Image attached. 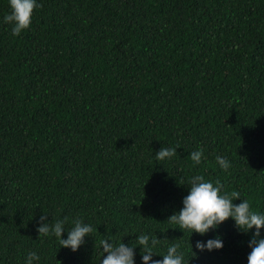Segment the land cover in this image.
Returning <instances> with one entry per match:
<instances>
[{
	"label": "trees",
	"instance_id": "16d2710c",
	"mask_svg": "<svg viewBox=\"0 0 264 264\" xmlns=\"http://www.w3.org/2000/svg\"><path fill=\"white\" fill-rule=\"evenodd\" d=\"M38 2L14 36L0 0V264H98L100 239L141 233L153 259L177 243L184 264H247L231 218L201 236L167 217L196 174L264 212V0ZM45 213L93 231L72 251L38 233ZM216 232L222 248L195 249Z\"/></svg>",
	"mask_w": 264,
	"mask_h": 264
},
{
	"label": "clouds",
	"instance_id": "9594fccd",
	"mask_svg": "<svg viewBox=\"0 0 264 264\" xmlns=\"http://www.w3.org/2000/svg\"><path fill=\"white\" fill-rule=\"evenodd\" d=\"M8 5L10 11L6 12L2 19L11 25L10 31L14 36L19 35L31 24L33 9L40 6L38 0H8ZM177 146L160 147L155 151V158L157 160L171 158L176 153ZM202 155L201 148L190 153L191 159L197 164L200 163ZM215 159L221 169L226 170L230 167L231 162L226 156L217 154ZM187 186L188 191L182 197V206L173 211L167 219L179 225L180 229L187 228L191 233L204 236L231 218L238 231L246 233L251 231L247 241L250 248L247 264H264V234L261 231L264 228V212L254 211L247 199L242 198L238 203L234 202V198L241 197L240 193L222 191L223 186L219 180L213 183L211 179L196 174L188 178ZM66 222H69L68 217L49 222L45 213L39 217L37 231L45 236H55L59 246L76 251L84 243L85 237L92 233L93 225L79 216L71 219V227H65ZM65 231L66 237L62 235ZM135 239L138 241L136 244L125 243L123 240L116 242L111 237L100 239L102 252L98 264H136L134 250L136 245L140 246L141 264H184V254L179 250L177 243H170L166 251L160 254L162 258L153 259V254L157 253L153 249L158 243V238L141 233ZM223 244L221 234L216 232L206 239H197L195 249L212 251L222 248ZM39 259V253L30 250L26 255L25 264H33Z\"/></svg>",
	"mask_w": 264,
	"mask_h": 264
}]
</instances>
